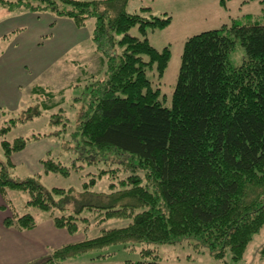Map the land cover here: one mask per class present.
I'll use <instances>...</instances> for the list:
<instances>
[{
    "label": "trees",
    "instance_id": "16d2710c",
    "mask_svg": "<svg viewBox=\"0 0 264 264\" xmlns=\"http://www.w3.org/2000/svg\"><path fill=\"white\" fill-rule=\"evenodd\" d=\"M130 1L0 0L12 10L51 12L79 29L95 20L92 41L106 65L104 77L91 80L84 100L85 95L74 99L83 105L78 117L72 120L63 109L64 114L53 116L72 126L68 134L82 154L114 153L120 156L116 161L122 156L134 160L128 163L133 174L118 186L111 184L109 193L91 191L97 180L92 179L76 195L72 189H47L36 178L14 180L10 159L27 141H2L7 165L0 161V193L12 214L5 219L6 227L29 231L39 224L30 213L14 212L6 201L12 191L27 195V206L48 214L56 228L72 236L87 233L97 222L95 214L100 213L99 223L130 220L126 227L102 228L97 237L52 249L28 264H69L72 257L118 244L192 240L217 259L230 251L240 260L264 227V24L234 23L189 38L172 105L166 107L149 72L158 80L163 77L170 48L157 50L146 35L149 29H165L171 17H155L146 7L130 13ZM134 28L141 37L131 33ZM237 43L245 50L240 66L230 61ZM35 89L39 98L55 99L53 92ZM38 105L8 120L0 135L40 117L41 107L49 108L47 103ZM41 163L45 173L63 176L76 168L54 159Z\"/></svg>",
    "mask_w": 264,
    "mask_h": 264
},
{
    "label": "rangeland",
    "instance_id": "374dc122",
    "mask_svg": "<svg viewBox=\"0 0 264 264\" xmlns=\"http://www.w3.org/2000/svg\"><path fill=\"white\" fill-rule=\"evenodd\" d=\"M143 7L151 8L150 13L155 17H171V22L165 29H149L146 35L157 50L170 48V59L163 77L158 80L156 74L149 72V77L155 84L157 83V88L161 89L159 98L166 107L172 105L184 46L189 38L234 23L264 24V0H131L127 11L140 13ZM94 27V19L88 20L87 26L79 29L72 21L58 19L51 12L38 14L21 12L0 3V91L5 90L4 95H7L9 100L8 103L3 99L5 107L0 119V131L8 120L21 118L28 108L37 106L40 108L38 104L49 105L47 109L41 107L40 117L24 123L19 122L10 131L0 135V161L5 165L7 158L2 141L11 144L18 138L27 141L26 149L14 153L11 157L13 159L8 170L14 180L36 178L47 189H72L77 195L84 191L85 183L90 184L92 179H97L90 190L106 194L110 192L111 184L116 183L118 186L119 180L133 174L128 163H134V160L130 158L122 156L120 161H116L115 159H119L120 156L114 153L99 157L91 152L82 154V149L76 146L68 134L73 130L72 126H69L62 117L53 116L64 114L61 112L63 109L65 115L72 120L78 117L83 105L75 104L74 99L85 95L86 87L92 79L101 80L104 77L106 65L102 64L100 54L96 52L92 41ZM131 33L141 37L138 28H134ZM22 56L27 58L33 67L30 68L28 75L24 76V72L19 73L22 75L18 77L20 87H17L16 93L9 78L19 66L18 58ZM244 59L245 50L237 43L230 53V61L234 66H240ZM16 72H19L18 69ZM37 87L53 92L55 99H48L52 95H43L39 98L35 94ZM82 98L81 100H84L86 95ZM35 136L40 138L36 139ZM87 156L94 158L84 160ZM48 159L76 168L69 176L45 173L41 162ZM74 160L76 161L73 165ZM102 171L107 173L99 177ZM138 174L144 176L142 171ZM7 199L14 212L20 216L30 213L39 222L48 217V214L27 206L28 196L23 193L9 192ZM99 215L100 213L94 215L97 222ZM97 222L87 233L81 232L74 239L80 242L97 237L101 234L102 228L126 227L130 220L113 218L101 221L102 223ZM147 251L150 252L147 254ZM68 263L264 264V227L248 244L240 260H234L230 251L224 259H217L208 249L192 240L176 245L138 243L112 245L72 257Z\"/></svg>",
    "mask_w": 264,
    "mask_h": 264
},
{
    "label": "crops",
    "instance_id": "0c3cea01",
    "mask_svg": "<svg viewBox=\"0 0 264 264\" xmlns=\"http://www.w3.org/2000/svg\"><path fill=\"white\" fill-rule=\"evenodd\" d=\"M18 62L19 66L16 69L19 72L15 69L9 78L11 87H15L16 93L17 87H20L18 77L22 75L19 73L24 72V76L28 75L30 68L33 67L23 56L18 58ZM25 84L27 86V82ZM4 94L5 90L0 91V119L5 107L3 99L9 103L7 95ZM11 215V212L5 208V199L0 193V264H28L45 257L52 249L77 241L74 239L76 235L72 236L66 230L56 228L49 219L39 222L35 229L29 231L8 228L5 226V219Z\"/></svg>",
    "mask_w": 264,
    "mask_h": 264
}]
</instances>
